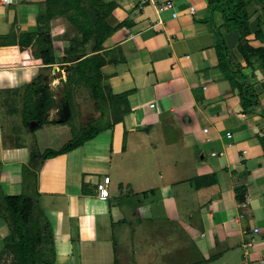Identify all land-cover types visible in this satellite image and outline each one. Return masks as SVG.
<instances>
[{
	"label": "crops",
	"instance_id": "crops-1",
	"mask_svg": "<svg viewBox=\"0 0 264 264\" xmlns=\"http://www.w3.org/2000/svg\"><path fill=\"white\" fill-rule=\"evenodd\" d=\"M103 2L113 5V26H120L105 40L104 49L99 52L108 61L101 72L112 95H129L130 112L121 123L116 124L114 132L108 135L109 143L101 146L102 151L99 147L96 155L110 153L118 156L134 153L140 148L147 149L151 157L143 168H163L166 165L170 167L163 160V142L174 148H183L193 168H196V173L190 172L192 176L187 181L195 182L193 187L198 198V211L189 216L185 212L188 224H183V230L165 235L166 242L176 244L167 252H178L183 264H264V151L259 140L264 134V118L261 115L264 110V77L259 71L253 73L250 68L242 69L241 73L253 87L257 100L253 112L244 113L238 90L228 80L231 74L223 73L224 65L219 59L221 50L208 20L211 19L219 29L231 62L245 66L237 50L238 32L225 29L220 12L210 13L209 0ZM165 2H169L171 7L158 10ZM44 3L45 0H12L9 5L0 6V88L7 85L5 74L17 75L12 77V82L27 84L40 69H44L43 73L47 72L41 59L44 46L41 36L45 34L52 40L55 57V64L48 67L51 77H55L52 87L59 81L66 83L64 67L58 68V65L62 67L58 62L74 31L64 18L47 21ZM249 28L251 33L247 39L257 47L260 44L254 41L257 29L254 20ZM12 82L10 86L14 85ZM125 136L127 139L123 145ZM73 151L67 154L74 158ZM44 172L48 170L43 168L42 174ZM162 174L155 177L156 181H153L152 174L145 176L142 189L137 190L154 195L155 186H160L158 190L162 192L161 189L166 190L177 183L178 176L174 173V181L163 183ZM55 175L61 182L58 183L60 189L65 190L69 181L64 176L63 167ZM13 180L17 181L16 178ZM50 180L47 183H57V180ZM159 182L162 184L158 185ZM108 186L106 201L95 198L99 205L108 206V211L112 213L110 206L116 201L120 184L112 185L110 178ZM237 189H241L240 196ZM161 197L168 204L166 210L164 205L162 210L157 209L160 215L152 206L142 205L140 208L143 215L140 221L145 224L140 234L146 247L163 239L159 219L167 213L164 224L172 220L170 206L173 203L170 201L173 193H165ZM81 198L80 202L84 204V197ZM80 205L75 202L71 207L66 206L68 226L74 223L77 231L75 241L69 227L65 237L60 238L64 233L59 230L65 228L62 210L55 211L53 208L49 211L53 212V220H56L55 231L51 226L55 264H88L85 259L88 261L90 258L91 264L94 261L123 264L118 260V244L102 237L106 234L101 227L102 216L87 213ZM133 217L139 220L136 213ZM80 221L85 225L81 227ZM122 221L110 216L114 227ZM7 235L8 228L0 218V251ZM181 236L185 239L181 240ZM147 255L143 264L152 262ZM167 259L170 258L167 256ZM179 260L178 256L172 262L177 264ZM162 264H165L164 260Z\"/></svg>",
	"mask_w": 264,
	"mask_h": 264
},
{
	"label": "rangeland",
	"instance_id": "rangeland-1",
	"mask_svg": "<svg viewBox=\"0 0 264 264\" xmlns=\"http://www.w3.org/2000/svg\"><path fill=\"white\" fill-rule=\"evenodd\" d=\"M66 24L70 27L68 23ZM70 29L72 28L70 27ZM70 45V38H68L65 49L69 48ZM63 51L64 48L61 52L62 54ZM10 56L12 57V55ZM58 68H63V66L60 67L58 65ZM46 71L44 75L50 78L51 81L53 78L51 77L52 72L51 70ZM55 71L57 72V69ZM10 74L4 75L7 85L0 88V153L2 156H0V162L2 163L0 168L3 170L2 174L0 173V197L15 195V193L33 197L36 202V216H41L38 218L41 221L44 218L51 230L53 227L54 231L56 230V220H53L55 219V215L49 211L53 210V208H55V211L61 209L65 216V220L63 221L65 228L60 226L59 231L62 234L64 233L60 235V238L65 237L66 229L69 227L66 206L71 207L75 202H78L81 204L79 207H82L87 213L102 216L104 220L101 221V227L106 231V234L102 237L109 238L118 244L119 249L117 250V254L120 252L118 260L123 264H143L146 262L145 258H148L147 254H149L152 260L151 264H162L163 260L165 264L166 261L167 264H170L169 261L177 260L178 256L180 260L177 264H183V260L181 261L182 257L178 252H167L176 244L171 241L166 242L164 237L169 236L170 233L175 231L183 230V224H188V217L184 216L185 212L189 216L190 214L194 215L198 211V198L196 197V190L193 187L195 186V182L187 181L188 177L192 176L190 172H194L196 168H193L186 151L183 148L171 147L168 142H163L161 148L165 154L163 160L170 164V167L166 165L163 168H143L146 165L147 159L151 157V153L147 149L140 148L136 149L134 153L127 152L118 156H113L110 153L96 155L99 153V147L102 151L103 148L101 146L109 143L110 138L108 135L114 132L116 126L114 120L118 115L111 113L112 109L107 107L109 105L107 100V103H103L102 100L99 103L104 105L103 108L107 109L109 113L105 111L102 114L101 110H98L100 113L95 111L94 102L87 98L85 90L83 92L78 89L77 91L76 89L73 90L74 97H72V93L69 94L71 118L66 124L46 123L40 128H31L34 122L30 119L29 111H31L33 103L26 98V91L28 90L26 86L30 82L27 84L25 82L20 84V81L12 82V77H16L17 75ZM10 82L14 86H10ZM52 83V81L49 83V91L55 96L53 99L58 100L59 93L64 84L59 81L58 85L52 87ZM71 88H75V86L71 85ZM104 96L107 99V96ZM128 98L129 95H127V100ZM56 107H58L57 103L49 110L48 120H58V110ZM129 109L126 115L130 112ZM90 120L93 121V127L86 131V135L87 137H92V139L85 141L82 147L73 151L75 153L74 158L73 156L70 157V153H64L54 157L55 159L52 161L43 159L42 155L47 150L59 151L65 149L70 143L81 137L79 134L80 125L87 126ZM117 133L118 131H116ZM96 134L98 135L95 136ZM126 137L123 139V145L126 143ZM62 167L64 176L69 181L65 190L60 189V184L58 183L61 182L58 179L59 177L55 175V172L60 171ZM43 168H46L48 172L42 174ZM159 173H163V183L174 181V177L172 176L174 173L178 176V180L176 179L177 183L171 188H166V190L161 189L162 192L158 190L160 186H155L153 188L155 189L154 195L144 190H137V188L142 189V185H144L142 181L145 176L152 174L153 181H156L155 177H158ZM75 176L77 180H73ZM15 178L17 181L13 180ZM65 178L62 179L65 181ZM105 178H109V182L111 178L112 185L118 186L120 184V187H117L116 201L114 200V205L110 206L112 213L108 211V206L99 205L96 199V184L104 181ZM50 179H53V181L57 180V183H47L51 181ZM11 184H14L13 187H11ZM160 184L162 183L159 182L158 185ZM154 185H156V182ZM170 192L174 196L173 199L170 198L172 199L170 203H173L170 206L172 220L170 222L166 221L165 226L164 218L168 216L167 213H165L163 219H159L158 224L162 228L163 239L146 247L143 244V235L140 234L141 230L145 227V224L140 221L141 216L143 217L140 208L142 205L152 206L156 210L155 212L160 215L161 212L159 210H162L161 207L164 205L166 210L168 204V202H164L161 196ZM81 197H84V204L80 202L83 200ZM63 208H65L64 211ZM171 208H173V213ZM133 213H136L139 220L133 217ZM110 216L117 219L120 218L123 221L118 224L119 226L115 225L114 227L110 223ZM57 223H59L58 220ZM80 224L81 227L85 225L81 221ZM154 224L156 225V223ZM69 230L72 233L70 234L72 240H74L77 235L74 223L70 225ZM180 239L184 240L185 238L181 236ZM63 246L65 247V245ZM108 249L110 250L109 247ZM54 253L56 254L55 248ZM117 254L115 252V255ZM167 256L170 259H167ZM91 259H88V261L85 259V263L91 264ZM75 261H77V258H75ZM6 262L7 264L11 262L10 256L7 257ZM94 264H110V262L97 263L94 261Z\"/></svg>",
	"mask_w": 264,
	"mask_h": 264
},
{
	"label": "trees",
	"instance_id": "trees-1",
	"mask_svg": "<svg viewBox=\"0 0 264 264\" xmlns=\"http://www.w3.org/2000/svg\"><path fill=\"white\" fill-rule=\"evenodd\" d=\"M44 6L47 21L56 17L65 18L74 31V35L70 37V47L64 49L58 62L64 67L66 74V83H63L59 99L54 100L55 96L49 91V83L55 77L53 76L50 81V78L44 75V69L42 71L40 69L36 78L26 86L28 89L26 98L33 103L29 111L30 119L35 125L33 128H40L46 123L66 124L59 123L58 120H48V112L56 103L57 110L65 102L69 104V94L72 93L74 97L75 89L82 92L85 90L87 98L94 102V110L97 112L101 110L102 114L105 111L109 112L99 101L102 100L103 103L108 101L107 107L112 109L111 113L118 115L114 124L121 123L129 109L128 94L112 95L105 83L106 77L101 72L108 61L104 59L103 54H99L104 49L105 40L120 26H113L111 14L113 5L106 4L102 0H45ZM208 7L210 13L218 11L222 14L227 31H237L239 34L237 50L245 66L234 65L231 62L219 29L211 22V19L208 20L209 28L214 33L221 50L219 59L224 65L223 73L231 74L228 80L234 89L238 90L242 111L251 113L254 105L257 104L256 95L241 71L244 67L250 68L253 73L259 71L264 77V0H209ZM253 20L257 27L254 32V41L260 44L257 47L252 46L247 39L251 33L249 24ZM41 40L44 42L41 59L46 67L45 70H50L48 67L55 64L52 40L46 34L41 36ZM88 48H91V51ZM76 58L77 60L74 61ZM71 85L75 88H71ZM261 115L264 118V110ZM80 127L81 137L65 149L47 150L42 155L43 159H51L73 151L82 146L85 141L92 139L87 137L86 131L93 127V121L90 120L87 126L81 124ZM259 140L264 151V134ZM236 192L240 196L241 189H237ZM238 201L242 202V199L238 198ZM40 217L36 216V202L33 197L26 194L0 197V218L8 228V235L3 240L4 247L0 251V264H7L8 256L11 257V262L8 264H55L52 230L44 218L42 221L38 219Z\"/></svg>",
	"mask_w": 264,
	"mask_h": 264
},
{
	"label": "built area",
	"instance_id": "built-area-1",
	"mask_svg": "<svg viewBox=\"0 0 264 264\" xmlns=\"http://www.w3.org/2000/svg\"><path fill=\"white\" fill-rule=\"evenodd\" d=\"M150 1L153 2L155 0H150ZM10 3H12V0H0V6H6V5H9ZM170 7H171L170 3L165 2V3L161 4V7L158 10L162 11V10L168 9ZM108 184H109V178H105L104 181L96 184V197H97V199H99L101 201H106L108 199V197H109Z\"/></svg>",
	"mask_w": 264,
	"mask_h": 264
},
{
	"label": "water",
	"instance_id": "water-1",
	"mask_svg": "<svg viewBox=\"0 0 264 264\" xmlns=\"http://www.w3.org/2000/svg\"><path fill=\"white\" fill-rule=\"evenodd\" d=\"M57 114H58V122L59 123H67L70 118H71V111H70V107H69V104L68 102H65L64 104H62L58 111H57ZM35 125L33 124L31 126V128H33Z\"/></svg>",
	"mask_w": 264,
	"mask_h": 264
},
{
	"label": "clouds",
	"instance_id": "clouds-1",
	"mask_svg": "<svg viewBox=\"0 0 264 264\" xmlns=\"http://www.w3.org/2000/svg\"><path fill=\"white\" fill-rule=\"evenodd\" d=\"M14 86V85H13Z\"/></svg>",
	"mask_w": 264,
	"mask_h": 264
}]
</instances>
